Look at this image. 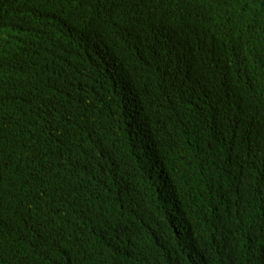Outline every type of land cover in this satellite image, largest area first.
Here are the masks:
<instances>
[{"label":"trees","instance_id":"1","mask_svg":"<svg viewBox=\"0 0 264 264\" xmlns=\"http://www.w3.org/2000/svg\"><path fill=\"white\" fill-rule=\"evenodd\" d=\"M0 208V264H264V0H0Z\"/></svg>","mask_w":264,"mask_h":264},{"label":"bare ground","instance_id":"2","mask_svg":"<svg viewBox=\"0 0 264 264\" xmlns=\"http://www.w3.org/2000/svg\"><path fill=\"white\" fill-rule=\"evenodd\" d=\"M87 41H91L92 40V38L90 37H88L87 39H86ZM52 57V56H51ZM19 68H25V69H27V72H30V73H35V72H37V69H36V67L34 66V65H30V64H28V63H25V64H23L21 67H19ZM16 69H14V71H15ZM62 83H64V79L63 80H61L60 82H59V84L61 85ZM130 103H131V105H132V107H133V111H132V118H133V121L135 122L136 121V119H135V117H136V113H137V105L133 102V101H130Z\"/></svg>","mask_w":264,"mask_h":264},{"label":"clouds","instance_id":"3","mask_svg":"<svg viewBox=\"0 0 264 264\" xmlns=\"http://www.w3.org/2000/svg\"><path fill=\"white\" fill-rule=\"evenodd\" d=\"M47 58H48V59H51V55H48V56H47ZM34 74H36V73H34ZM59 86H60V85H59ZM59 86H58V87H59ZM58 87L55 89V92H58ZM48 94H54V93H53V92H51V89H49V91H48L47 95H48ZM131 109L133 110V107H132V105H131ZM139 119H140V117H139V116H137V117H136V121H138ZM6 260H7V259H6ZM5 262H6V261H5Z\"/></svg>","mask_w":264,"mask_h":264},{"label":"snow or ice","instance_id":"4","mask_svg":"<svg viewBox=\"0 0 264 264\" xmlns=\"http://www.w3.org/2000/svg\"><path fill=\"white\" fill-rule=\"evenodd\" d=\"M0 211H2V208H0Z\"/></svg>","mask_w":264,"mask_h":264}]
</instances>
